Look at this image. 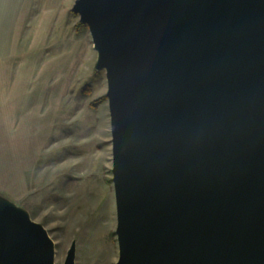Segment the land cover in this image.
I'll return each mask as SVG.
<instances>
[{"label":"water","instance_id":"1","mask_svg":"<svg viewBox=\"0 0 264 264\" xmlns=\"http://www.w3.org/2000/svg\"><path fill=\"white\" fill-rule=\"evenodd\" d=\"M72 12L107 82L116 264H264V0ZM0 264H54L44 230L2 202Z\"/></svg>","mask_w":264,"mask_h":264},{"label":"rangeland","instance_id":"2","mask_svg":"<svg viewBox=\"0 0 264 264\" xmlns=\"http://www.w3.org/2000/svg\"><path fill=\"white\" fill-rule=\"evenodd\" d=\"M77 0H0V202L52 242L54 264H116L105 72Z\"/></svg>","mask_w":264,"mask_h":264},{"label":"bare ground","instance_id":"3","mask_svg":"<svg viewBox=\"0 0 264 264\" xmlns=\"http://www.w3.org/2000/svg\"><path fill=\"white\" fill-rule=\"evenodd\" d=\"M94 47V46H93Z\"/></svg>","mask_w":264,"mask_h":264}]
</instances>
